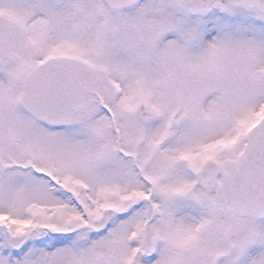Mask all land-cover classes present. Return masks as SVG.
<instances>
[{
  "label": "snow or ice",
  "instance_id": "obj_1",
  "mask_svg": "<svg viewBox=\"0 0 264 264\" xmlns=\"http://www.w3.org/2000/svg\"><path fill=\"white\" fill-rule=\"evenodd\" d=\"M0 264H264V0H0Z\"/></svg>",
  "mask_w": 264,
  "mask_h": 264
}]
</instances>
